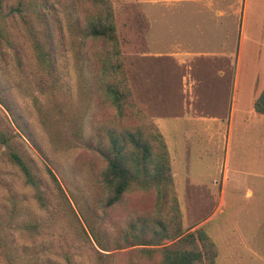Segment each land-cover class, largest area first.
I'll return each mask as SVG.
<instances>
[{
  "label": "rangeland",
  "instance_id": "1",
  "mask_svg": "<svg viewBox=\"0 0 264 264\" xmlns=\"http://www.w3.org/2000/svg\"><path fill=\"white\" fill-rule=\"evenodd\" d=\"M110 4L126 88L141 111L135 116L130 100L124 101L121 124L136 128L149 120L165 137L177 175L183 231H205L218 249L214 264H264V116L251 114L264 90V0H248L239 17L238 84L229 99L211 79L210 68L204 71L208 79L190 92L182 67L175 69L166 56H153L150 0ZM79 15L77 0H0V96L22 128L0 104V133L11 138L37 183H25L0 141V264H98L96 252H109L95 246L90 228L103 234L115 254L108 264H123L134 248L113 249L118 223L125 227L134 216L154 210V195L139 192L111 212H102L95 172L102 161L84 143L92 122L114 119L117 111L96 89L89 57L105 51L95 44L85 54ZM35 42L53 44L52 74L37 67ZM227 45L232 50L233 40ZM185 105L194 106L193 117L220 118L223 123V135L210 142L208 133L217 126L208 130L195 123L201 132L194 137L200 136V142L187 154V167ZM186 171L210 189L191 191L185 185ZM225 179L224 204H218ZM253 186L256 194L248 198Z\"/></svg>",
  "mask_w": 264,
  "mask_h": 264
},
{
  "label": "trees",
  "instance_id": "2",
  "mask_svg": "<svg viewBox=\"0 0 264 264\" xmlns=\"http://www.w3.org/2000/svg\"><path fill=\"white\" fill-rule=\"evenodd\" d=\"M77 1L80 9L77 27L85 54L95 44L101 45L105 51V54L92 52L89 70L95 75L98 93L117 111L114 119L92 122L91 135L84 143L86 150L94 151L102 161L95 170L101 189L102 212H111L132 193L154 195L151 215L134 216L125 227L118 223L113 249L134 248L132 255L126 253L123 264H214L218 249L205 231L202 228L188 233L183 231L170 157L162 134L149 120L136 128L121 124L126 115L124 101L130 100L128 107L134 109L135 116L141 111L136 110L126 88L110 0ZM47 44L35 42L33 52L37 67L52 74L55 49L53 44H48L46 49ZM0 104L12 114L14 124L22 131L1 96ZM253 108L256 113L264 115V90L256 98ZM0 141L6 146L9 161L20 171L25 183L36 186L31 167L11 138L0 133ZM49 175L56 182L51 172ZM89 231L95 246L100 251L109 252H96L98 264L114 261L115 254L110 253L103 234H95L91 228ZM165 240L172 243L165 245Z\"/></svg>",
  "mask_w": 264,
  "mask_h": 264
},
{
  "label": "crops",
  "instance_id": "3",
  "mask_svg": "<svg viewBox=\"0 0 264 264\" xmlns=\"http://www.w3.org/2000/svg\"><path fill=\"white\" fill-rule=\"evenodd\" d=\"M150 2V43L153 49L156 48V51L154 50L152 53L153 56L159 58L166 56L170 65L176 66L175 69L182 67V72L186 75L184 78L186 77L190 81L188 86L190 92L194 86L204 81L206 78L204 71L210 68L213 71V75L210 77L212 80L215 79L214 83L220 88L219 90L223 91L224 95L228 94V99L230 95L233 96L237 91L238 84L239 17L245 14L248 0H150ZM230 40L234 42L232 50L227 45V41ZM197 58L201 60L198 63L194 61ZM234 99L232 101L233 109L235 107ZM193 108V105H185L187 112L183 120L186 126V131L183 134V154L186 167L187 154L195 148L196 142H200V136L194 137L197 131L201 132L195 123H202L207 126L208 130L217 126L216 132L208 133L209 142L217 136L223 135V123L220 118L193 117L195 115L191 114ZM251 114L264 116L256 113L254 108ZM189 127H192L190 131L187 130ZM166 146L175 187L177 175L172 170L173 160L167 142ZM184 181L191 191H195L197 188L210 189L208 185L193 178L190 171H186ZM225 183L226 179L220 183L222 194L216 197L218 204H224ZM246 194L248 198L256 194L254 186L253 190H247ZM234 196L232 195L231 198H236ZM189 199L191 198L189 197ZM197 199L203 200L204 197L198 195Z\"/></svg>",
  "mask_w": 264,
  "mask_h": 264
}]
</instances>
